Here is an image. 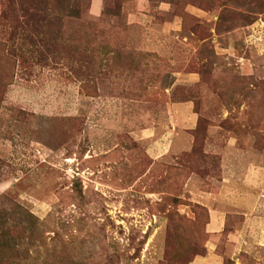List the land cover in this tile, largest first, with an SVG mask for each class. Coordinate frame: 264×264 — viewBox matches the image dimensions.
<instances>
[{
  "label": "rangeland",
  "instance_id": "obj_1",
  "mask_svg": "<svg viewBox=\"0 0 264 264\" xmlns=\"http://www.w3.org/2000/svg\"><path fill=\"white\" fill-rule=\"evenodd\" d=\"M237 148L264 200V0H0V264H264Z\"/></svg>",
  "mask_w": 264,
  "mask_h": 264
},
{
  "label": "crops",
  "instance_id": "obj_2",
  "mask_svg": "<svg viewBox=\"0 0 264 264\" xmlns=\"http://www.w3.org/2000/svg\"><path fill=\"white\" fill-rule=\"evenodd\" d=\"M91 12L96 14L98 12L97 6L94 5ZM166 134L167 133H165V136ZM162 139L166 138L157 140L155 145H153L151 150L153 154L157 152L163 154L165 151H168V149L174 153L179 152L185 147L187 149L188 143L192 141V138H171L170 143L167 145L163 143ZM247 155V153L245 154L243 152L241 154V151L237 148V180H235L234 175H230L226 171L223 173L224 177L219 183L218 191L212 193L203 192L201 196L204 201L203 204L208 206L209 204L218 205V207L221 208L214 211L213 216L215 220H211L209 225L213 234L219 233L223 229L225 218L222 216L229 209H234L237 216H239L238 218L242 219L241 225L237 226V232L232 234V239L237 241V248L243 244L251 245L256 241L264 242V200H261L259 195H255L257 183L254 181L252 184L251 181H253V178L249 177L251 175L248 174L246 178L249 182L245 183L242 181L244 179L243 171L245 168L248 169V172L256 171L253 170L254 168L252 167L256 165V163H252L250 159L244 158ZM255 176L264 182L261 178L260 171L256 172ZM255 211L257 212L255 213ZM221 218H223V220Z\"/></svg>",
  "mask_w": 264,
  "mask_h": 264
},
{
  "label": "trees",
  "instance_id": "obj_3",
  "mask_svg": "<svg viewBox=\"0 0 264 264\" xmlns=\"http://www.w3.org/2000/svg\"><path fill=\"white\" fill-rule=\"evenodd\" d=\"M31 14H32V13H31ZM95 56H96V55H92L91 62H93ZM65 59H68V56H65ZM53 60H54V61H55V60H56V61H57V60L61 61L62 59L60 60V59H58V58L56 59V58L53 57ZM98 68H99V67H98V65H97V67H95V69H93V65H92L90 69H91L92 72L95 71L96 73H99ZM205 141H206V139H205Z\"/></svg>",
  "mask_w": 264,
  "mask_h": 264
}]
</instances>
